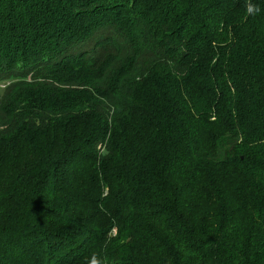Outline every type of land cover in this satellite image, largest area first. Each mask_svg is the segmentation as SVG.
I'll return each instance as SVG.
<instances>
[{
  "label": "trees",
  "instance_id": "1",
  "mask_svg": "<svg viewBox=\"0 0 264 264\" xmlns=\"http://www.w3.org/2000/svg\"><path fill=\"white\" fill-rule=\"evenodd\" d=\"M0 264H264V0H0Z\"/></svg>",
  "mask_w": 264,
  "mask_h": 264
},
{
  "label": "clouds",
  "instance_id": "2",
  "mask_svg": "<svg viewBox=\"0 0 264 264\" xmlns=\"http://www.w3.org/2000/svg\"><path fill=\"white\" fill-rule=\"evenodd\" d=\"M91 264H98V262H97L95 259H93V260L91 261Z\"/></svg>",
  "mask_w": 264,
  "mask_h": 264
},
{
  "label": "rangeland",
  "instance_id": "3",
  "mask_svg": "<svg viewBox=\"0 0 264 264\" xmlns=\"http://www.w3.org/2000/svg\"><path fill=\"white\" fill-rule=\"evenodd\" d=\"M0 87H4V84L0 85Z\"/></svg>",
  "mask_w": 264,
  "mask_h": 264
}]
</instances>
